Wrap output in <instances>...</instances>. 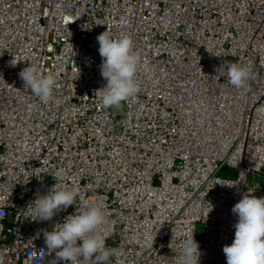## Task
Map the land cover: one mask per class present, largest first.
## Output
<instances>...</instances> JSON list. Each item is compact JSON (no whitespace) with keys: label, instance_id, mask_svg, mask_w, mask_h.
<instances>
[{"label":"built area","instance_id":"obj_1","mask_svg":"<svg viewBox=\"0 0 264 264\" xmlns=\"http://www.w3.org/2000/svg\"><path fill=\"white\" fill-rule=\"evenodd\" d=\"M106 28L131 37L140 57V91L107 109L96 39ZM227 63L252 79L231 86L217 70ZM28 65L56 74L53 101L24 89ZM257 175L264 0H0V264H33L32 247L47 252L42 230L75 213L74 204L51 221L29 219V204L54 184L103 206L116 264H180L189 229L199 264H227L233 206L264 197ZM43 257L55 264V253Z\"/></svg>","mask_w":264,"mask_h":264},{"label":"clouds","instance_id":"obj_2","mask_svg":"<svg viewBox=\"0 0 264 264\" xmlns=\"http://www.w3.org/2000/svg\"><path fill=\"white\" fill-rule=\"evenodd\" d=\"M96 39L102 58L99 66L101 76L107 82L97 93L100 95L102 107L118 108L121 102L140 91L135 80L140 57L134 52V42L127 35L116 38L106 28ZM18 62L12 59L10 66L15 67ZM217 70L226 72L229 84L238 89L252 79L250 69L238 63L223 64ZM18 75L24 82V89L41 101L55 99V73L43 74L37 66L28 65ZM55 175L62 178L64 170H58ZM216 184L234 186L228 182ZM79 196L80 190L75 185L66 188L54 184L47 194H38L29 204L26 212L29 219L35 222L51 221L59 212L77 205L74 214L54 224L50 231L42 230L47 252L44 249L37 251L32 247L29 255L34 258L33 264H38L39 259L44 258V253H55V264L60 261L64 264H116L117 251L106 246L109 231L105 228L106 214L103 206L87 200L78 204ZM232 212L238 219L234 225L233 243L223 247L227 264H264V197L245 194L233 206ZM39 235L40 233L37 238ZM184 237L179 256L180 264H199L200 246L194 239V232L189 229ZM78 241L81 243L78 244Z\"/></svg>","mask_w":264,"mask_h":264},{"label":"rangeland","instance_id":"obj_3","mask_svg":"<svg viewBox=\"0 0 264 264\" xmlns=\"http://www.w3.org/2000/svg\"><path fill=\"white\" fill-rule=\"evenodd\" d=\"M229 171H233V170L223 169L220 171V175L229 176ZM254 178H255V180L259 181L260 183H262L264 185V177L263 176L257 175ZM249 179L252 180V174H250ZM201 228H202V225L199 224V230H201Z\"/></svg>","mask_w":264,"mask_h":264},{"label":"water","instance_id":"obj_4","mask_svg":"<svg viewBox=\"0 0 264 264\" xmlns=\"http://www.w3.org/2000/svg\"><path fill=\"white\" fill-rule=\"evenodd\" d=\"M224 169H227L226 167Z\"/></svg>","mask_w":264,"mask_h":264}]
</instances>
